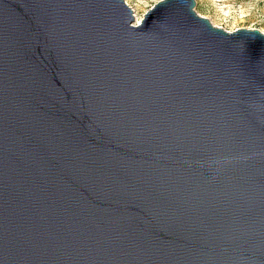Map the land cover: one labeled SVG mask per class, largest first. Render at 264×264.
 <instances>
[{
	"label": "water",
	"instance_id": "water-1",
	"mask_svg": "<svg viewBox=\"0 0 264 264\" xmlns=\"http://www.w3.org/2000/svg\"><path fill=\"white\" fill-rule=\"evenodd\" d=\"M195 0H0V264H264V32Z\"/></svg>",
	"mask_w": 264,
	"mask_h": 264
},
{
	"label": "rangeland",
	"instance_id": "rangeland-1",
	"mask_svg": "<svg viewBox=\"0 0 264 264\" xmlns=\"http://www.w3.org/2000/svg\"><path fill=\"white\" fill-rule=\"evenodd\" d=\"M124 1L134 9L132 15L136 14L141 21L147 9L159 0ZM194 10L214 26L227 31L255 28L264 32V0H195Z\"/></svg>",
	"mask_w": 264,
	"mask_h": 264
},
{
	"label": "bare ground",
	"instance_id": "bare-ground-1",
	"mask_svg": "<svg viewBox=\"0 0 264 264\" xmlns=\"http://www.w3.org/2000/svg\"><path fill=\"white\" fill-rule=\"evenodd\" d=\"M134 9H132V11H133ZM133 16V18L135 19V24H137V23H139L140 22V18H138V17H136V14H134V15H132Z\"/></svg>",
	"mask_w": 264,
	"mask_h": 264
}]
</instances>
